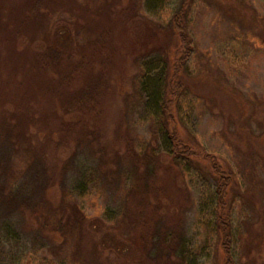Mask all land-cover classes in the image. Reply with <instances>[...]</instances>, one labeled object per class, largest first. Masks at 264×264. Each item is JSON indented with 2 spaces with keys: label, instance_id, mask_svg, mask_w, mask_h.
Masks as SVG:
<instances>
[{
  "label": "rangeland",
  "instance_id": "rangeland-1",
  "mask_svg": "<svg viewBox=\"0 0 264 264\" xmlns=\"http://www.w3.org/2000/svg\"><path fill=\"white\" fill-rule=\"evenodd\" d=\"M177 3L0 0V193L28 177L47 185L32 187L23 212L0 204V264H141L156 215L139 203L131 153L149 144L162 163L160 221L181 239L176 264H223L217 219L227 214L236 264H264V0L187 6L196 51L171 110L197 155L231 174L224 205L203 159L163 167L157 106L178 45Z\"/></svg>",
  "mask_w": 264,
  "mask_h": 264
},
{
  "label": "trees",
  "instance_id": "trees-1",
  "mask_svg": "<svg viewBox=\"0 0 264 264\" xmlns=\"http://www.w3.org/2000/svg\"><path fill=\"white\" fill-rule=\"evenodd\" d=\"M189 5L190 0H179V3L174 5L175 7L171 23L173 32L177 35L178 45L175 46L176 48L173 50V58L171 61L165 57L166 62L164 64L166 65V68L163 98L159 101L157 106V110L160 112L159 123L165 128L166 131L164 132L169 143L166 155L168 162L165 166L163 165V167H172L173 169L178 168L181 170L186 163L191 162L192 158L198 157L203 159L208 163L210 172L214 175L216 184L215 191L219 197L218 202L224 205V198L226 197V193L229 190L232 180L231 174L223 170L213 154L202 153L200 156L197 155L195 150L191 148V143L188 139L181 136L178 125L176 124L177 119L174 116V112L171 110L172 106L176 107L178 99L184 90L185 84L183 83V73L187 68V63L190 62L192 55L196 51L187 30V6ZM154 50L158 54H164V49ZM101 73L102 72L95 74L92 79L102 76ZM173 80L175 82L174 84H171ZM131 156L136 163V167L139 169V180L143 186V193L138 197L139 203L144 205L151 212H155L156 215L150 233H148V235H146V233L145 235L142 234L143 236L140 237L141 246L139 245V250L142 255L140 259L136 260V262L138 261L141 264H176L175 257H177V250L181 239L179 236H176V232L169 236L168 228H170V226L167 223H162L159 218V210L160 207H162L161 203L163 201L161 199L163 187L157 183V177L160 173L159 167L162 165L159 159V154L156 153L154 147L149 144L147 145L146 153L143 156H139L135 153L134 155L131 153ZM29 179L30 177H28L26 181L25 178V181L14 189H10L6 193H0V204L5 205L8 210H13L11 212H15L18 209L23 212L26 207L33 205L32 202L34 201V197L32 195V187L35 188L38 184L39 188L44 191L47 185H42L41 180L43 179L40 176L36 179ZM1 190L2 188H0V191ZM151 197L154 199L153 202ZM35 201L38 200L36 199ZM126 209L128 210L127 206ZM138 214L140 217L137 219L132 217L134 218V223L132 222V225L139 224V220L143 218L142 212H139ZM76 215L79 216V214L74 213L75 218L79 220ZM225 216H228L226 217L227 219H221L222 217L220 216V218L217 219L219 244L223 252L222 263L236 264L233 247L235 243L234 227L232 225V220H230V214ZM124 220H126V218H124ZM62 221L63 220L60 219L58 222L61 226ZM7 222V220L3 221L2 228L4 230L8 229V231H6L8 236L10 235L14 238L16 240L15 243H17L18 235L15 233L12 225H9V222L7 224ZM78 222L83 223L84 221L79 220ZM158 222H160V224H158ZM116 250L118 252L120 250L119 247H117ZM143 257H145V259H143Z\"/></svg>",
  "mask_w": 264,
  "mask_h": 264
}]
</instances>
